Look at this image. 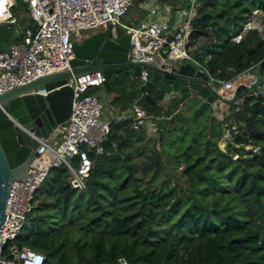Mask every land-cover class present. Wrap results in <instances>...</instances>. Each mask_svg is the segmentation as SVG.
<instances>
[{"label": "trees", "instance_id": "1", "mask_svg": "<svg viewBox=\"0 0 264 264\" xmlns=\"http://www.w3.org/2000/svg\"><path fill=\"white\" fill-rule=\"evenodd\" d=\"M256 10L264 11V0H205L198 7L192 54L215 89L219 80L247 70L264 83L259 31L234 40ZM111 84V104L143 106L158 124L157 135L147 139L132 118L110 120L104 153H91L87 190L71 186L65 165L51 168L17 247L44 253L45 264H115L119 257L133 264H264V92L238 87L235 98L242 102L230 103L227 120L240 133L223 151L227 121L214 114L220 98L198 97L193 109L185 104L192 91L184 87L169 101L161 93L150 103L130 71ZM146 145L152 153L142 159Z\"/></svg>", "mask_w": 264, "mask_h": 264}, {"label": "built area", "instance_id": "2", "mask_svg": "<svg viewBox=\"0 0 264 264\" xmlns=\"http://www.w3.org/2000/svg\"><path fill=\"white\" fill-rule=\"evenodd\" d=\"M205 0H175L176 17L172 11H162L160 0H143L139 7L146 16L137 24L129 26L123 22L134 0H0V24L18 22L14 9L20 3L26 4L30 23L26 26L22 41L16 40L9 52H0V93L25 84L43 75L70 68L74 58L72 41H68L70 30L122 26L131 34L132 47L129 53L133 62H155L165 70H172L177 60L191 62L208 73L200 61L192 54L193 21L197 9ZM165 6V5H164ZM163 6V7H164ZM171 6V7H172ZM170 7V8H171ZM169 8V10H170ZM254 11L253 17H259ZM260 18V17H259ZM257 18V19H259ZM263 20V19H262ZM250 21V22H251ZM241 35L234 38L241 40ZM211 77V76H210ZM150 78L143 68L139 79L145 83ZM210 78V83L214 81ZM106 77L101 71L87 73L74 78L73 98L70 118L59 125L47 138L39 140L35 165L28 170L27 181H13L6 207V219L0 235V264H45L47 256L30 247L18 248L15 240L22 234L24 226L35 207V195L51 168L65 165L69 171V181L73 188L84 192L94 166L95 156L105 151L104 143L111 132V121L103 115V102L92 89L102 88ZM220 101L214 114L225 123L221 139V149L234 144L240 133L238 124L227 116L231 112L230 103L239 104L236 99L239 86L253 88L254 94L264 92V83L257 74L247 70L231 79L219 80ZM213 86V85H212ZM224 92L231 93L226 95ZM177 93H164V101H169ZM133 119V128L144 130L147 139L158 133V124L148 111L138 103L121 110L119 120ZM245 149L258 152V147L246 145ZM240 159L239 154L233 156ZM115 264H133L126 257H119Z\"/></svg>", "mask_w": 264, "mask_h": 264}, {"label": "water", "instance_id": "3", "mask_svg": "<svg viewBox=\"0 0 264 264\" xmlns=\"http://www.w3.org/2000/svg\"><path fill=\"white\" fill-rule=\"evenodd\" d=\"M254 14V13H253ZM258 21V25L255 23ZM260 19L249 22L241 37L257 29L264 39ZM17 40L13 24H0V52H9ZM74 58L70 68L49 73L0 93V235L6 219V207L13 181H27L28 170L35 165L41 138L49 137L71 115L72 81L81 75L101 71L106 77L102 88L113 91L111 80L121 72L131 71L139 78L145 68L150 78L141 84L142 97L156 103V94L179 93L184 87L213 103L220 93L210 83V75L191 62L177 60L172 70L155 62H133L129 56L132 37L118 26L70 30ZM246 157L240 158L245 162Z\"/></svg>", "mask_w": 264, "mask_h": 264}, {"label": "rangeland", "instance_id": "4", "mask_svg": "<svg viewBox=\"0 0 264 264\" xmlns=\"http://www.w3.org/2000/svg\"><path fill=\"white\" fill-rule=\"evenodd\" d=\"M170 2H173L175 0H169ZM15 13L17 14V17H18V22L15 24V30L17 31V40L20 42L22 41V38H23V33H24V29L26 26H28L30 24V16L28 14V11L27 9L25 8V6L20 3V6L15 8L14 9ZM140 11L141 9L138 7V0H134V4L132 6V8H130L129 10V13L128 15H126L124 18H123V22H126L128 23L129 25H132L136 23V20L134 18H136L137 16H140ZM260 11V15L259 17H253L254 19H257L259 18L261 21V25L264 24V11L262 10H259ZM121 28H123L122 26H120ZM99 89V88H97ZM226 95H230L231 93H227V92H224ZM101 94L102 91H101ZM100 94V96H102ZM196 94V93H194ZM102 99V98H101ZM103 102V101H102ZM199 102V98L197 97V95L195 96H191L189 97L185 104L187 105V107H190L192 106L193 109L195 108V105H197ZM103 115H109V112L106 110V108L104 107V102H103ZM217 128L219 127L218 126V123L216 124ZM152 147L150 145H146L145 146V149L143 150L142 153H140V158H145L148 154H151L152 153ZM181 169L177 170V171H180Z\"/></svg>", "mask_w": 264, "mask_h": 264}, {"label": "crops", "instance_id": "5", "mask_svg": "<svg viewBox=\"0 0 264 264\" xmlns=\"http://www.w3.org/2000/svg\"><path fill=\"white\" fill-rule=\"evenodd\" d=\"M143 0H138V7H139V4L142 2ZM160 3H161V6H162V11L164 13L165 10L168 11H172V16L173 17H176V9H175V4L174 6L171 5L170 1L169 0H160ZM165 5V6H164ZM164 6V7H163ZM172 6V7H171ZM171 7V8H170ZM140 8V7H139ZM170 8V10H169ZM146 16V12L145 11H140V16H137L136 18H134L136 20V23L137 24L141 19H143L144 17ZM125 24L129 25L128 23L124 22ZM257 24H258V21H257ZM134 24L132 25H129V26H133ZM103 30L107 27H102ZM119 28L121 30H123L124 32H127L126 30H124L123 28H121L119 26ZM131 72V71H130ZM132 76V74H131ZM98 90V94L100 96L101 94V91L103 94H101L102 96H100L102 98V101L104 102V107L106 108V110L109 112V115H105L104 117L109 119V120H116L119 118V114L121 112L119 106H116V105H113L111 104V101L112 99L116 96V94L112 91L110 93H107L103 88H99L97 89ZM142 93V92H141ZM197 95V97L199 98H202L201 96H199L198 94H194V92H192V96H195ZM137 103V102H135Z\"/></svg>", "mask_w": 264, "mask_h": 264}, {"label": "bare ground", "instance_id": "6", "mask_svg": "<svg viewBox=\"0 0 264 264\" xmlns=\"http://www.w3.org/2000/svg\"><path fill=\"white\" fill-rule=\"evenodd\" d=\"M257 24V22L255 23V25Z\"/></svg>", "mask_w": 264, "mask_h": 264}]
</instances>
